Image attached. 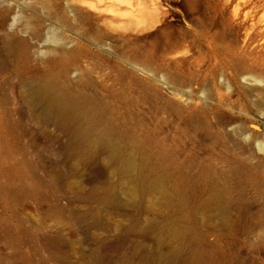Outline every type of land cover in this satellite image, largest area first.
Listing matches in <instances>:
<instances>
[{
  "label": "rangeland",
  "instance_id": "rangeland-1",
  "mask_svg": "<svg viewBox=\"0 0 264 264\" xmlns=\"http://www.w3.org/2000/svg\"><path fill=\"white\" fill-rule=\"evenodd\" d=\"M120 1L0 0V264H264V0Z\"/></svg>",
  "mask_w": 264,
  "mask_h": 264
},
{
  "label": "bare ground",
  "instance_id": "bare-ground-1",
  "mask_svg": "<svg viewBox=\"0 0 264 264\" xmlns=\"http://www.w3.org/2000/svg\"><path fill=\"white\" fill-rule=\"evenodd\" d=\"M108 1L112 2V0H108ZM138 1L139 0H121L120 2L132 6L133 2H138ZM154 17L159 21L158 10L154 12ZM252 26H249V28L247 29V35H249V33L251 32H254L252 31L254 28ZM254 30L256 31V29ZM250 40L251 41L253 40V36L250 37ZM40 91L42 94H46L50 97H53L54 96L53 93L55 92L52 89V87L49 85L42 86ZM70 106L71 105H65V107L67 108H69ZM102 134L104 139V146L111 153L110 160H113L114 156L116 155V149H117L116 143L108 136L106 132ZM243 141L241 143H243ZM246 142H247V147L250 146V144L255 143L257 149L264 150V136L262 137V141L261 140L258 141L256 137H250V135L247 134V141L245 140V144ZM165 182H166V177L164 175L158 174L155 176V189L158 192V196H159L158 202L161 203L165 202L170 197L168 190H166L164 187ZM222 189L223 188H218V187L212 189L209 195L205 198V200H203V202L199 205V211H198L201 214L203 220L209 223H213L216 226H224L227 222V216H228V201ZM178 204L185 206L187 205V199L184 193L181 194ZM183 224L186 225L185 223ZM168 234H170L173 237V240L170 241L173 243L169 246L168 250H166L165 252L160 251L155 257H153L152 264H213L211 255H209L205 251H202L199 247L195 246L196 238L192 234V231L188 230L186 226L171 224L168 227L166 235ZM165 240L166 239L164 234H159L157 236V242L159 244L165 243ZM185 244L186 246L187 245L189 246V255L186 258H182Z\"/></svg>",
  "mask_w": 264,
  "mask_h": 264
}]
</instances>
